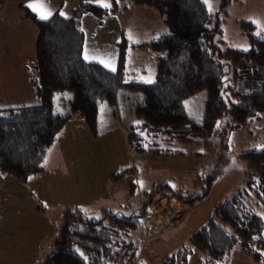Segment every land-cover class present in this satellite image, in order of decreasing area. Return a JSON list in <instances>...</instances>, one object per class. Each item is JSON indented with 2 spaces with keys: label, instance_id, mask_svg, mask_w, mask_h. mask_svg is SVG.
Listing matches in <instances>:
<instances>
[{
  "label": "trees",
  "instance_id": "16d2710c",
  "mask_svg": "<svg viewBox=\"0 0 264 264\" xmlns=\"http://www.w3.org/2000/svg\"><path fill=\"white\" fill-rule=\"evenodd\" d=\"M132 2L155 8L167 27L147 43L155 55L153 83L125 79L122 42L115 72L83 58L81 16L86 12L101 16L106 8L83 1L69 16L55 11L49 20L42 21L22 6L23 16L34 20L39 30L34 63L39 101L0 107V176L9 174L26 182L41 172L49 147L71 112L79 113L96 135L99 103L117 104L119 95L129 88L143 94L135 108L139 121L127 126L129 147L146 149L142 132L167 141L194 142L202 138L208 145L220 137V143L214 141L221 151L209 172L208 187L229 161V142L224 140L228 133L255 120L264 126V38L246 29L248 51L224 47L220 43V19L209 13L203 0ZM241 24L254 26L250 21ZM202 89L206 90V99L202 120L197 122L188 114L184 100ZM59 90L72 91L70 106L62 111L55 109L53 102ZM227 114V123L217 127ZM238 157L244 165L245 181L218 202L207 222L190 236L191 245L208 255L201 264H217L235 243L253 260L262 258L264 217L246 208L245 199L254 194L264 205V146L243 151ZM97 213L91 216L79 208L62 210L42 264H141L138 249L144 221L140 209L130 214L111 209ZM138 230L140 235H135ZM186 256V248L178 249L163 264H185Z\"/></svg>",
  "mask_w": 264,
  "mask_h": 264
},
{
  "label": "rangeland",
  "instance_id": "374dc122",
  "mask_svg": "<svg viewBox=\"0 0 264 264\" xmlns=\"http://www.w3.org/2000/svg\"><path fill=\"white\" fill-rule=\"evenodd\" d=\"M76 1L63 0L59 13L69 15L72 6L78 4ZM79 1L101 6L97 0ZM221 1L211 0L212 12L220 19L222 28L220 43L224 47L237 49L249 47L248 33L245 31L247 29L256 35L261 30L253 21L264 25V0H232L223 5ZM109 2V25L123 24L124 33L143 36L157 31L159 23L162 25L163 18L151 6L135 5L132 0H125V6L122 0ZM115 8L113 15L110 11ZM97 17L101 21L106 19L105 14ZM26 21L27 24L18 25L21 26L19 30L30 32L29 23L33 21ZM246 21L254 24L253 28L241 24ZM105 27L101 26L102 30L98 33H105ZM35 29L39 31L37 27ZM95 55L105 59L100 52ZM34 56L36 58V52ZM116 56L115 53L113 58L117 68ZM134 57L146 63L145 67H140L141 76L153 79L155 61L151 50ZM126 61L128 63V58ZM127 67L125 65L123 68L125 73ZM142 96L141 91L129 88L122 91L118 104L101 101L96 135L92 134L86 123L84 127L77 119L72 120L65 135L70 140L77 139L76 147L70 146L69 149L75 148L79 156L72 159L66 157L68 147L63 143L61 150H66L63 154L65 159L62 160L66 162L65 169L61 166L62 162L52 161L49 155L48 162L42 164L43 170L26 182L9 174L0 176V264H42L60 223V214L67 208H79L91 216L98 214L100 209L118 210L123 214L140 209L144 226L142 232L138 230L135 235L141 232L138 249L141 264H163L169 255L184 248L187 250L185 264H201L208 258L205 252L191 245L190 236L207 222L215 205L245 181L244 165L238 155L264 146L263 124L255 120L228 133L224 140L229 142V161L208 187L209 172L221 151V147L214 144L219 136L208 145L202 138L194 142L167 141L142 132L146 149L137 151L129 147L127 126L139 121L135 108L142 102ZM71 97V90L57 91L53 97L55 109L66 110ZM205 99L206 90L202 89L184 100L188 114L197 122L202 120ZM17 104L21 102L0 99V106L12 107ZM77 115L80 121H84L80 114ZM229 118L230 114L223 116L220 126L226 124ZM109 122L112 124L109 125ZM71 130L73 136L69 133ZM134 135H131L132 138ZM192 197L195 198L191 201ZM100 200L104 201L97 203ZM183 203L186 204L184 211L174 218L173 215ZM245 206L264 217V205L254 194L247 195ZM225 227L232 233L228 224ZM145 228L148 231L143 234ZM262 236L264 238V229ZM263 261L264 255L255 261L242 250L239 243H235L226 257L217 260V264H262Z\"/></svg>",
  "mask_w": 264,
  "mask_h": 264
},
{
  "label": "crops",
  "instance_id": "0c3cea01",
  "mask_svg": "<svg viewBox=\"0 0 264 264\" xmlns=\"http://www.w3.org/2000/svg\"><path fill=\"white\" fill-rule=\"evenodd\" d=\"M29 2L30 0H22V1L0 0V99L7 100L8 102H21V104H25V103L30 104L39 101V96L34 86V77L37 76V72L34 69V63H35L34 55L36 52V40L39 31L34 20H32L29 17H24L21 9V6L23 5L27 6ZM32 2L39 3V0H32ZM76 2H78L79 4L80 2L83 1L77 0ZM113 2L115 3V1ZM47 3L54 13L55 11H60L61 6L63 5V0H47ZM122 3L124 6L126 5L125 0H122ZM58 4L59 7H57ZM75 6H72V8L70 9L71 12L73 7ZM30 10L32 11V9ZM71 12L69 13V15L71 14ZM108 12L105 13L104 18L106 19L105 20L102 19V21L97 16L93 15L91 12H86L81 16L80 24L84 34L83 53L86 47L91 55H95L98 52H100L101 53L100 56H103L105 59L107 57H111L112 59H115L113 58V56L116 53L117 55L116 64L118 65V54L120 48L119 42H122V46L124 47V60L126 61L128 58V63L127 61L126 62L124 61L123 63V68L125 65H128L127 72L125 73L123 71L125 74V79L127 78L141 79L143 76H141L140 74L141 71L140 67H145L146 63L143 60L139 61L135 59L134 55H138L142 52L144 53L148 50H151L155 60L154 52L147 43H150L151 41L155 40L161 33L166 31L167 30L165 28L166 25L162 19V23H161L162 25H160L159 23V29L154 33H148L143 36L141 34L135 33V36H132L133 34H131L132 39H129V33H124V31L126 30H123V24L119 23L118 25L117 24H114L113 26L109 25L108 17L110 13ZM110 12H112V14L114 15L115 14L114 12H116V8L114 11H110ZM158 14L160 13L158 12ZM35 15L37 16L36 13ZM69 15L67 14L65 16H69ZM29 19L33 21L29 23L31 25V31L26 32L24 30H19V27L21 26L18 25L27 24L26 22L28 21L26 20ZM105 22H106V24H104L106 26L104 29L105 33H98L99 30H102L101 26H104L103 23ZM34 26L37 27L38 32H36ZM112 46H113V50H112ZM130 58L132 59V61H130ZM118 98L116 100L117 104L120 101V99L118 100ZM7 106L9 105H1L0 107H7ZM77 114L79 113L77 112L70 113V116L66 120L65 124L58 132L56 140L50 146L43 163L48 162L49 155H51L50 157L52 158L51 160L56 161L58 163L62 162L61 166L63 169H65L64 163L66 162L62 160L65 159L63 154L64 152H66V150L64 151L61 150V146H63V143L66 148L68 147L67 148L68 151L66 152L65 156L70 159L76 157L78 158L79 153L76 152L75 148H72L71 150L69 149L70 146L76 147L77 139L75 138L73 140H70V138L68 139V137L65 135L67 126L74 119H77L79 123L82 122V124H84L85 127V122L80 121V117H78ZM111 124L112 122H109V125ZM261 127L264 126L261 125ZM69 133L73 136L72 130ZM102 201L104 200H100L97 203ZM185 206L186 204L184 205L183 203V206L180 207V209L176 210V215H173L174 218L179 216L184 211ZM166 229H164V231ZM144 230L145 231L143 232V234H146L148 230H146V228ZM149 233L159 234L161 232L159 233L149 232Z\"/></svg>",
  "mask_w": 264,
  "mask_h": 264
},
{
  "label": "snow or ice",
  "instance_id": "6c2138e0",
  "mask_svg": "<svg viewBox=\"0 0 264 264\" xmlns=\"http://www.w3.org/2000/svg\"><path fill=\"white\" fill-rule=\"evenodd\" d=\"M97 2L102 7L106 8V9L111 8V3L109 2V0H97ZM117 2H119V0H117ZM203 2L208 7L209 13H211L213 11V5L211 3V0H203ZM27 6L30 9H32V11L37 14L38 19H40L42 21L49 20L53 15V11L48 6L47 0H39V3L32 2V0H30L29 4ZM60 15L65 16V13L61 12ZM253 23L257 24V27L261 29L260 31H258L256 33V35L261 37V38H264V35H262V34H264V25H261L259 21H255V20L253 21ZM81 31H83V29H81ZM129 39H132L131 33H129ZM242 50L248 51L249 49H248V47L245 46L242 48ZM83 58L86 61L98 60V62L101 63L105 68H108L112 72L116 71L114 59H112L111 57H108L106 59H100L96 55H91L89 53V50L87 49V47L84 50ZM141 79L145 83H153V80L151 79V77H148V78L142 77ZM222 95H223V93H222ZM217 127H219V122H217ZM29 179H31V177H29ZM81 255H83V254L81 253ZM262 255H264V253H262Z\"/></svg>",
  "mask_w": 264,
  "mask_h": 264
}]
</instances>
